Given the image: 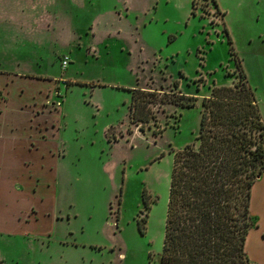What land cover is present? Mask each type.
Segmentation results:
<instances>
[{
    "label": "rangeland",
    "instance_id": "obj_1",
    "mask_svg": "<svg viewBox=\"0 0 264 264\" xmlns=\"http://www.w3.org/2000/svg\"><path fill=\"white\" fill-rule=\"evenodd\" d=\"M243 69L264 121V0H0V83L31 73L42 80L14 85L40 95L53 79L61 94L50 178L64 217L30 263L0 264H159L174 154L196 142L202 98ZM138 87L198 100L147 96L149 121L135 123ZM251 215L245 249L264 264V172Z\"/></svg>",
    "mask_w": 264,
    "mask_h": 264
},
{
    "label": "trees",
    "instance_id": "obj_2",
    "mask_svg": "<svg viewBox=\"0 0 264 264\" xmlns=\"http://www.w3.org/2000/svg\"><path fill=\"white\" fill-rule=\"evenodd\" d=\"M132 90L135 123L149 121L152 100L147 96L187 108L198 100L195 95ZM107 137L112 139L109 133ZM263 172L264 121L243 69L234 85L215 86L202 98L196 142L174 154L159 264H255L245 247L255 223L251 190Z\"/></svg>",
    "mask_w": 264,
    "mask_h": 264
},
{
    "label": "crops",
    "instance_id": "obj_3",
    "mask_svg": "<svg viewBox=\"0 0 264 264\" xmlns=\"http://www.w3.org/2000/svg\"><path fill=\"white\" fill-rule=\"evenodd\" d=\"M6 73L0 83V259L30 263L32 245L41 235L52 236V226L64 218L58 215L50 178L56 153L62 154L53 119L62 101L53 79H43L51 85L38 88L40 96L14 84L41 76Z\"/></svg>",
    "mask_w": 264,
    "mask_h": 264
},
{
    "label": "built area",
    "instance_id": "obj_4",
    "mask_svg": "<svg viewBox=\"0 0 264 264\" xmlns=\"http://www.w3.org/2000/svg\"><path fill=\"white\" fill-rule=\"evenodd\" d=\"M70 61H71V59H70L69 56H64V57L62 58V60H61V66H62V68H63V69H66V68L68 67ZM56 94H57L58 96L61 95V94H60V91H56Z\"/></svg>",
    "mask_w": 264,
    "mask_h": 264
}]
</instances>
